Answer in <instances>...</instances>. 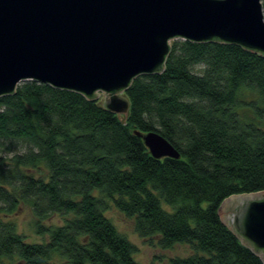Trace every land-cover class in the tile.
Segmentation results:
<instances>
[{
  "label": "trees",
  "instance_id": "trees-1",
  "mask_svg": "<svg viewBox=\"0 0 264 264\" xmlns=\"http://www.w3.org/2000/svg\"><path fill=\"white\" fill-rule=\"evenodd\" d=\"M125 96L124 117L34 81L0 97V264H139L111 208L151 246L188 245L170 264H263L217 212L264 191V57L174 40L163 72ZM134 130L159 133L179 160L153 159ZM22 207L43 242L17 232ZM53 217L61 224L47 226Z\"/></svg>",
  "mask_w": 264,
  "mask_h": 264
},
{
  "label": "water",
  "instance_id": "water-1",
  "mask_svg": "<svg viewBox=\"0 0 264 264\" xmlns=\"http://www.w3.org/2000/svg\"><path fill=\"white\" fill-rule=\"evenodd\" d=\"M234 44L264 57L261 0H0V97L25 81L75 92L121 117L134 79L161 74L174 40ZM156 160L180 154L134 130ZM221 223L264 264V191L232 195Z\"/></svg>",
  "mask_w": 264,
  "mask_h": 264
},
{
  "label": "rangeland",
  "instance_id": "rangeland-1",
  "mask_svg": "<svg viewBox=\"0 0 264 264\" xmlns=\"http://www.w3.org/2000/svg\"><path fill=\"white\" fill-rule=\"evenodd\" d=\"M102 99V95L97 98L98 102ZM106 216L115 228L136 246L137 252L133 257L139 264H170L171 259L183 258L191 254L188 245L184 244L174 245L167 250L151 246L134 232L132 220L125 218L114 208L107 211ZM10 220L14 222L17 232L25 237L27 243H41L45 240V238L38 236L35 232V218L28 207H22L10 217ZM59 224H61L59 217H53L49 222H46L47 226Z\"/></svg>",
  "mask_w": 264,
  "mask_h": 264
}]
</instances>
